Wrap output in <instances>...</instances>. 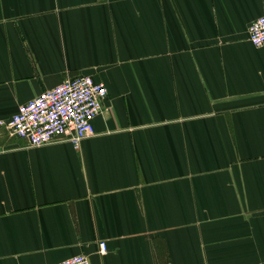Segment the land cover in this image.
<instances>
[{"label":"crops","instance_id":"obj_1","mask_svg":"<svg viewBox=\"0 0 264 264\" xmlns=\"http://www.w3.org/2000/svg\"><path fill=\"white\" fill-rule=\"evenodd\" d=\"M263 14L0 0V119L75 76L107 88L79 148L0 126V264H264V45L248 40Z\"/></svg>","mask_w":264,"mask_h":264},{"label":"built area","instance_id":"obj_2","mask_svg":"<svg viewBox=\"0 0 264 264\" xmlns=\"http://www.w3.org/2000/svg\"><path fill=\"white\" fill-rule=\"evenodd\" d=\"M248 40L254 46L264 45V14L248 26ZM107 96L104 83L89 75L69 78L20 104L0 126L11 135L25 139L30 146L68 141L79 148L81 141L94 133V117ZM101 254L106 242L99 241ZM56 264H91L83 254L72 255Z\"/></svg>","mask_w":264,"mask_h":264}]
</instances>
